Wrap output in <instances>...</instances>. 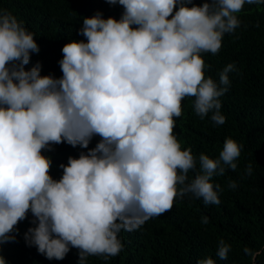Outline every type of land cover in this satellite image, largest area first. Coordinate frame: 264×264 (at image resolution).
<instances>
[{"label":"clouds","instance_id":"9594fccd","mask_svg":"<svg viewBox=\"0 0 264 264\" xmlns=\"http://www.w3.org/2000/svg\"><path fill=\"white\" fill-rule=\"evenodd\" d=\"M106 2L122 6L120 18L100 11L85 17L78 30L85 39L61 49L59 78L41 75L40 62L25 69L39 52L35 34L0 9V245L15 240L30 212L34 226L25 242L48 260H63L70 248L78 250V264L89 256L107 260L123 250L121 230L140 229L176 198L191 194L218 205L223 189L213 177L237 169L242 146L235 140L225 139L218 158L201 153L197 160L181 149L174 128L187 97L201 119L211 113L215 124L225 123L220 97L235 65H226L217 82L205 77L201 54H217L224 35L239 27L244 5L264 0ZM94 136L100 139L89 149ZM61 143L87 151L69 156L53 179L52 159L42 153ZM230 251L219 240L216 256L226 260ZM243 251L253 264L260 255Z\"/></svg>","mask_w":264,"mask_h":264},{"label":"trees","instance_id":"16d2710c","mask_svg":"<svg viewBox=\"0 0 264 264\" xmlns=\"http://www.w3.org/2000/svg\"><path fill=\"white\" fill-rule=\"evenodd\" d=\"M193 2L199 5L202 0ZM0 9L11 12L35 34L39 52L31 54L25 69L40 62L41 75L56 78L62 76L58 61L62 59L63 45L85 39L78 35L83 19L97 11L103 18L119 19L123 11L122 6L109 5L106 0H0ZM237 17L239 27L224 35L219 52L201 54L208 65L205 77L217 82L226 65H235V71L228 74V91L220 97L225 123L215 124L211 113L201 119L194 112V98L187 97L182 101V115L176 118L174 128L181 149L190 148L197 160L201 153L218 158L227 138L242 146L234 161L237 169L213 177V183L223 189L219 193L220 203L205 205L191 194L176 198L170 211L150 218L140 229L121 230L118 238L123 250L118 255L107 260L89 256L87 264H197L205 257H211L216 264H253L243 251L245 247L260 250L254 264H264V3H246ZM99 139L94 136L89 149ZM81 151L87 149L67 143L54 144L52 151H44L42 154L52 159L53 179L62 175L59 165L67 164L69 156L78 158ZM249 164L251 175L246 172ZM189 177L193 178L194 173L189 172ZM230 181L236 182L235 189L228 187ZM204 216L209 218L207 224L201 222ZM31 220L29 212L16 226L15 240L0 245L6 264H78L75 248H70L63 260H48L35 246H28L24 233L34 226ZM221 239L231 245L226 260L216 256Z\"/></svg>","mask_w":264,"mask_h":264}]
</instances>
